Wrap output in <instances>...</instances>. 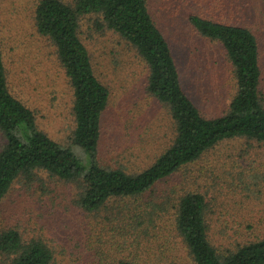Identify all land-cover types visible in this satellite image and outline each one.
<instances>
[{
	"label": "rangeland",
	"instance_id": "1",
	"mask_svg": "<svg viewBox=\"0 0 264 264\" xmlns=\"http://www.w3.org/2000/svg\"><path fill=\"white\" fill-rule=\"evenodd\" d=\"M39 0H0V46L12 94L34 111L39 129L72 145V87L51 40L38 33ZM72 4L74 0H62ZM149 12L172 49L187 95L207 117L227 111L236 92L233 67L220 42L192 28L191 13L248 26L256 35L264 104V0H146ZM95 15L79 20L78 35L94 72L109 90L101 115L98 157L102 165L130 173L151 165L174 138L166 105L146 89L147 68L118 33L96 29ZM3 138L0 134V147ZM189 191L207 202L208 239L219 252L264 238V142L244 136L224 139L195 161L136 197L111 198L95 212L77 202V188L46 171L13 183L0 204V233L43 238L56 264H195L174 228L178 199ZM165 205H162L161 202ZM156 203V204H155ZM157 206H155V205ZM157 212L136 238L121 209ZM126 212V210H124ZM129 222V223H128ZM6 256L0 252V264Z\"/></svg>",
	"mask_w": 264,
	"mask_h": 264
},
{
	"label": "trees",
	"instance_id": "2",
	"mask_svg": "<svg viewBox=\"0 0 264 264\" xmlns=\"http://www.w3.org/2000/svg\"><path fill=\"white\" fill-rule=\"evenodd\" d=\"M95 15L96 29H110L126 40L147 68L146 89L167 106L174 124L171 144L148 167L130 173L102 165L98 157L101 115L109 90L96 76L90 54L78 35L79 20ZM189 24L204 37L220 42L233 67L236 92L227 111L207 117L187 95L170 44L155 24L146 0H39L35 26L48 37L72 87L74 129L72 145H63L38 128L33 110L9 90L0 46V204L13 183L46 171L77 188V202L89 212L107 207L112 198L136 197L198 159L218 142L244 136L264 142V104L259 92L261 69L255 33L239 23L191 13ZM162 205H165L164 197ZM156 204V203H155ZM154 204V205H155ZM157 206V205H155ZM126 210V212H124ZM157 212L121 209L136 238L138 230ZM207 202L189 191L176 203L174 228L195 264H264V238L219 252L208 239ZM129 223V222H128ZM5 264H56L54 251L41 237L23 239L18 230L0 233ZM114 264H136L119 260Z\"/></svg>",
	"mask_w": 264,
	"mask_h": 264
}]
</instances>
